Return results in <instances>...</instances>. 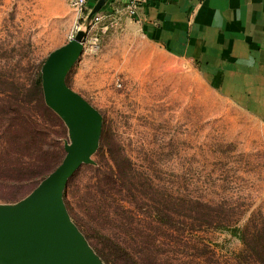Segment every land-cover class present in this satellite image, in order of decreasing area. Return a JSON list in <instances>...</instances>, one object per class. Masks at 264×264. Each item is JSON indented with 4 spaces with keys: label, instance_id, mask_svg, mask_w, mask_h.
<instances>
[{
    "label": "rangeland",
    "instance_id": "1",
    "mask_svg": "<svg viewBox=\"0 0 264 264\" xmlns=\"http://www.w3.org/2000/svg\"><path fill=\"white\" fill-rule=\"evenodd\" d=\"M77 27L86 32L83 51L66 84L99 111L102 126L94 163L82 164L64 189L71 220L105 264L107 256L113 264L131 263L97 237L94 209L118 222L102 233L121 241L126 236L124 246L143 262L243 264L237 260L242 241L190 209L206 203L236 226L264 225V119L216 88L192 62L144 42L129 22L105 16L84 26L65 0H0V203L27 195L44 178L32 188V177L50 173L64 156L67 127L44 102L40 70ZM15 99L39 131L32 142L23 138L9 146L6 125ZM118 166L121 181L110 189L105 176ZM157 200L176 227L195 233L186 239L214 254L194 256L161 235L153 239L157 228L142 221L157 212Z\"/></svg>",
    "mask_w": 264,
    "mask_h": 264
},
{
    "label": "water",
    "instance_id": "2",
    "mask_svg": "<svg viewBox=\"0 0 264 264\" xmlns=\"http://www.w3.org/2000/svg\"><path fill=\"white\" fill-rule=\"evenodd\" d=\"M97 0L88 17L99 12ZM86 32L51 51L41 66L43 99L67 127L61 162L24 197L0 203V264H105L67 211L63 193L82 164L94 163L101 134L99 111L66 84V75L83 51Z\"/></svg>",
    "mask_w": 264,
    "mask_h": 264
},
{
    "label": "crops",
    "instance_id": "3",
    "mask_svg": "<svg viewBox=\"0 0 264 264\" xmlns=\"http://www.w3.org/2000/svg\"><path fill=\"white\" fill-rule=\"evenodd\" d=\"M96 2L87 0V9ZM125 2L105 0L100 13L129 22L144 42L192 62L264 119V0H147L132 16Z\"/></svg>",
    "mask_w": 264,
    "mask_h": 264
},
{
    "label": "trees",
    "instance_id": "4",
    "mask_svg": "<svg viewBox=\"0 0 264 264\" xmlns=\"http://www.w3.org/2000/svg\"><path fill=\"white\" fill-rule=\"evenodd\" d=\"M37 81L38 83L40 82L39 73ZM20 101V99H15V106H13V108L11 109L12 115L6 125L7 131L5 133V141H7V144L9 146H12L11 143H16L17 141L23 138H28L29 141L27 139L26 140L28 142H32L31 139H34L36 133H38L39 131L36 129L37 124L35 122V119H32L30 116H25L21 113L20 108L22 106H20L19 104ZM23 125L26 126L22 127ZM21 129L23 130L22 132ZM2 134L3 133H0V137ZM54 168L55 167H53L51 170H53ZM121 172L122 170L118 166L115 172L105 176L109 179L110 189L113 187V185H115L116 183L118 184V182L121 181ZM33 173L34 172H32L31 175ZM46 175L41 176V174H39L32 177L33 182L29 186H35L37 180L41 179L42 177H45ZM109 190H106V192H108ZM136 202L137 205H135V207L140 208V201L136 200ZM196 205V208L190 209V214H192L191 216L203 215L204 221L207 224H209L210 226L211 224H213L216 228H219L221 230H227L232 235L237 236L242 241V249L237 254L238 262L243 264H264V225L259 228L252 227V225L249 223H246L243 226H236L235 224H231L230 216L225 211H219L215 209L213 210V207L210 206V204L206 203H196ZM152 207L155 208L157 212L153 214L151 211H149V216L146 217L148 220H143L142 223H148L149 227L157 228L156 234H154L153 239L158 237V235H161L164 238L163 241H166L165 243H167L168 241L177 242V244L182 247L181 249H191L189 251H193L194 256L204 257L206 255L214 254L213 252H211V250H209L210 248L208 246H205V244L193 241L192 238L186 239V234L189 233V236H192L195 233H193L192 231L185 232L183 229H179L178 227H176V222H172L171 220H173V218L170 217V214L166 213V209L168 208L163 206L159 200L154 201ZM94 211L96 212V214L92 212L91 217L96 221L97 224L100 225H95L99 230L96 233L97 237L102 239V241L110 249H112V251L117 254L118 257L131 264H156L155 262H143L139 257L134 258V253H132V251H130V249H128L126 246H124L126 236H124V240L121 241L114 238V236L109 233H102L103 228L116 227L118 222L116 219L108 216L110 214L109 211H104V213L95 209ZM135 216V214H131L127 217L129 218V220L133 221L132 219H135ZM141 234L147 236L148 232L142 231ZM104 259L107 263L110 264L111 260L108 256Z\"/></svg>",
    "mask_w": 264,
    "mask_h": 264
},
{
    "label": "built area",
    "instance_id": "5",
    "mask_svg": "<svg viewBox=\"0 0 264 264\" xmlns=\"http://www.w3.org/2000/svg\"><path fill=\"white\" fill-rule=\"evenodd\" d=\"M66 2L69 7L77 14L78 20H82V24L84 26L95 25L100 22L103 17L100 11L91 17H88L90 10L87 9V0H66ZM145 2H147V0H126L124 4V11L129 16H132L136 13L137 7ZM78 29L79 27L76 28V30Z\"/></svg>",
    "mask_w": 264,
    "mask_h": 264
}]
</instances>
